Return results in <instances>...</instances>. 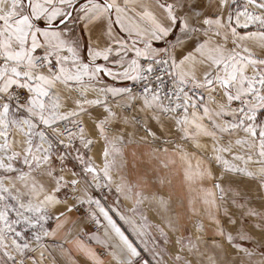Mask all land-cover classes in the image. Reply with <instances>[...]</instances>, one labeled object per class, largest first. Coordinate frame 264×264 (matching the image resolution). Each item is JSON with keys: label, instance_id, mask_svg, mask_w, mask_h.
Returning a JSON list of instances; mask_svg holds the SVG:
<instances>
[{"label": "snow or ice", "instance_id": "1", "mask_svg": "<svg viewBox=\"0 0 264 264\" xmlns=\"http://www.w3.org/2000/svg\"><path fill=\"white\" fill-rule=\"evenodd\" d=\"M0 264H264V0H0Z\"/></svg>", "mask_w": 264, "mask_h": 264}]
</instances>
